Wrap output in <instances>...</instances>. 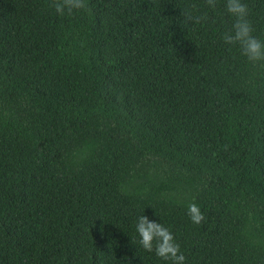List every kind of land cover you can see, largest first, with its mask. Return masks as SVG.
Wrapping results in <instances>:
<instances>
[{
	"label": "trees",
	"instance_id": "trees-1",
	"mask_svg": "<svg viewBox=\"0 0 264 264\" xmlns=\"http://www.w3.org/2000/svg\"><path fill=\"white\" fill-rule=\"evenodd\" d=\"M51 3L0 0V264H170L140 215L185 264H264V64L223 42L225 0Z\"/></svg>",
	"mask_w": 264,
	"mask_h": 264
},
{
	"label": "clouds",
	"instance_id": "clouds-1",
	"mask_svg": "<svg viewBox=\"0 0 264 264\" xmlns=\"http://www.w3.org/2000/svg\"><path fill=\"white\" fill-rule=\"evenodd\" d=\"M206 7L215 11L218 0H205ZM51 7L55 12L64 16L74 12L84 11L92 14V8L88 0H52ZM197 9V5H191ZM226 14L233 18V23L222 35V40L227 45L238 47L240 54L254 66L264 64V41L255 36L254 27L249 17L248 5L243 0H225ZM186 19L195 24L207 22V13L193 15L185 13ZM187 215L194 224H200L204 215L196 203H190L187 207ZM136 232L139 235V244L147 252L154 254L170 264H185L186 257L181 251L180 244L176 241L170 228L161 223L149 221L146 215L137 218Z\"/></svg>",
	"mask_w": 264,
	"mask_h": 264
}]
</instances>
